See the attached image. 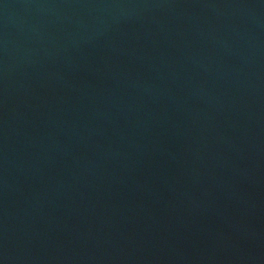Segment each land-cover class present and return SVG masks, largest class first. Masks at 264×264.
I'll use <instances>...</instances> for the list:
<instances>
[{"label":"water","instance_id":"water-1","mask_svg":"<svg viewBox=\"0 0 264 264\" xmlns=\"http://www.w3.org/2000/svg\"><path fill=\"white\" fill-rule=\"evenodd\" d=\"M0 264H264V0H0Z\"/></svg>","mask_w":264,"mask_h":264}]
</instances>
